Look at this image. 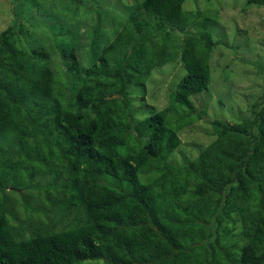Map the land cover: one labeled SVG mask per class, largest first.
Instances as JSON below:
<instances>
[{
	"label": "trees",
	"instance_id": "1",
	"mask_svg": "<svg viewBox=\"0 0 264 264\" xmlns=\"http://www.w3.org/2000/svg\"><path fill=\"white\" fill-rule=\"evenodd\" d=\"M60 1L76 9L91 0ZM185 1L138 0L114 37L92 40L86 64L73 38L62 39L65 80L52 47L16 46L17 23L0 31V69L10 66L0 71V264H264V103L236 122L209 119L214 138L192 159H169L179 133L206 116L194 101L208 90L221 41L212 38L216 15ZM178 53L186 72L169 103L138 115L151 71ZM30 149L41 175L57 171L39 189L52 205L42 218L26 203L38 218L14 229L8 178Z\"/></svg>",
	"mask_w": 264,
	"mask_h": 264
},
{
	"label": "rangeland",
	"instance_id": "2",
	"mask_svg": "<svg viewBox=\"0 0 264 264\" xmlns=\"http://www.w3.org/2000/svg\"><path fill=\"white\" fill-rule=\"evenodd\" d=\"M137 2L138 0H91L87 5L76 4V9H67L60 0H0V31L17 23L21 30L16 35V46L26 50L36 46L52 47L55 50V68L65 80L63 69L65 70L66 65L59 49L61 40L73 38L81 63L86 64L92 40L97 42L99 38L114 37L120 29L119 23L126 19ZM184 8L200 9L205 14L216 15L212 38L221 41L210 53L211 79L208 90L196 94L194 101L196 108L205 109L206 116L179 133L181 143L169 157L177 163H183L186 158H194L200 148L214 138L210 134L212 128L209 119L236 122L250 115L251 105L255 101L261 100L264 103V8L247 6L244 0H186ZM99 10L101 14H98ZM190 28V32L200 30L197 27ZM173 35L182 37L178 30ZM9 68L5 64L0 71L4 72ZM185 72L180 53L175 61L155 67L146 81L144 100L135 107V112L139 115L149 107H165ZM141 94L140 90L134 89L131 97L138 102ZM41 126L48 131L52 122L44 121ZM45 129H38L39 135ZM39 135L36 132L31 137V142ZM43 141L51 143L47 138ZM38 152L37 149L26 151L29 157L23 158V162L26 160L27 164L21 174L17 171L13 180L7 176L10 179L7 187L10 206L7 211L14 229L34 226L33 221L38 218V214L44 218L41 211L51 209L52 201L45 197L49 192L44 189L48 183L55 181V174L51 171H57L55 166L45 167L46 173L41 175L43 163L39 158H34ZM50 190L54 191L52 188ZM9 191L14 192L12 194ZM22 193L24 196L25 193L41 195L38 200L36 196L24 198ZM26 203L39 207L38 214L30 211ZM15 232L16 235L20 233Z\"/></svg>",
	"mask_w": 264,
	"mask_h": 264
}]
</instances>
